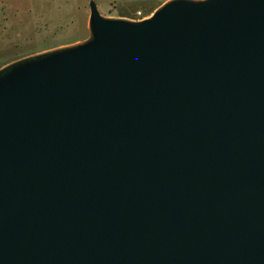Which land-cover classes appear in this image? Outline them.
I'll list each match as a JSON object with an SVG mask.
<instances>
[{
	"label": "water",
	"instance_id": "95a60500",
	"mask_svg": "<svg viewBox=\"0 0 264 264\" xmlns=\"http://www.w3.org/2000/svg\"><path fill=\"white\" fill-rule=\"evenodd\" d=\"M89 7L0 70V264H264V0Z\"/></svg>",
	"mask_w": 264,
	"mask_h": 264
},
{
	"label": "rangeland",
	"instance_id": "374dc122",
	"mask_svg": "<svg viewBox=\"0 0 264 264\" xmlns=\"http://www.w3.org/2000/svg\"><path fill=\"white\" fill-rule=\"evenodd\" d=\"M90 1L108 19H147L170 0H0V70L90 38Z\"/></svg>",
	"mask_w": 264,
	"mask_h": 264
}]
</instances>
